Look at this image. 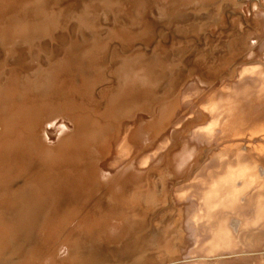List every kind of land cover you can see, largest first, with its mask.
I'll use <instances>...</instances> for the list:
<instances>
[{
  "label": "bare ground",
  "instance_id": "obj_1",
  "mask_svg": "<svg viewBox=\"0 0 264 264\" xmlns=\"http://www.w3.org/2000/svg\"><path fill=\"white\" fill-rule=\"evenodd\" d=\"M245 3L0 0L6 264L73 220L44 264H264V2L224 70L198 39L157 43Z\"/></svg>",
  "mask_w": 264,
  "mask_h": 264
},
{
  "label": "rangeland",
  "instance_id": "obj_2",
  "mask_svg": "<svg viewBox=\"0 0 264 264\" xmlns=\"http://www.w3.org/2000/svg\"><path fill=\"white\" fill-rule=\"evenodd\" d=\"M261 2H264V0H246V3L244 4L241 10L239 9L237 11L235 10L227 11L226 10L222 13L221 11H219V13L222 14L221 17L215 20V22H213L212 20L211 21L212 23L206 26V28L201 30L199 33H193L192 35H189V36L174 35V36H170V38H165V39L158 37L157 43L161 39L167 42L165 43V45L163 42H161L159 48H165V49L171 50L172 47L177 48L181 45L193 44L195 39H198L200 48L204 50L210 49L211 52H214L212 56H209L208 58L202 60L201 63L198 64V68L207 74L214 73V71H218V70L220 71L224 70L225 67H222L224 59L231 55L230 49H229V42L232 38V33L236 25L235 21L237 20V21L242 22L244 27L246 25L250 26L251 23L256 20V9H257V6L261 4ZM144 16H147L148 18L151 19V16L148 13H146ZM109 22H110L109 20L104 21L105 24L102 25L104 26L102 28H106V25H108ZM160 25L163 26V24H160V23L155 24L156 27H159ZM166 30L168 31V28H166ZM67 31L68 30H66V33L68 34L69 31L68 32ZM76 31L78 35L79 30H76ZM155 46H156V42H154V40H151V42H149V46H146V47L147 49H151L152 47H155ZM215 80L221 81L222 79L215 78ZM28 167H29L28 161L26 160L23 161L18 167L17 174L25 173L28 170ZM4 180H5V177H0V182H3ZM75 224H76L75 220L69 223L63 224L61 231L56 232L55 235L53 236V239H51L49 242H48L49 236L47 234L42 236V238H39L38 244L42 248L43 254L41 258L35 260L32 264H44V261L47 259L46 256L48 254L53 255L62 246H64L67 243V236H68L67 233L72 229V227H74ZM9 253L10 252H7V254L5 253L6 254L5 257L3 256L0 257L1 258L0 264H6L8 262L7 261L8 258L10 257L15 259L14 258L15 255H13L14 256L13 257L11 256V253L10 254ZM7 255L8 257L6 258ZM3 258H6L5 259L6 262L4 261ZM2 260L4 261V263H2L3 262Z\"/></svg>",
  "mask_w": 264,
  "mask_h": 264
}]
</instances>
